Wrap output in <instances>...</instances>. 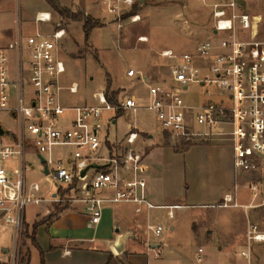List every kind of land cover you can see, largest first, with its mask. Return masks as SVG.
Here are the masks:
<instances>
[{"label":"built area","instance_id":"1","mask_svg":"<svg viewBox=\"0 0 264 264\" xmlns=\"http://www.w3.org/2000/svg\"><path fill=\"white\" fill-rule=\"evenodd\" d=\"M100 1L119 20L123 10L136 2ZM197 1L210 8L212 36L200 41L194 52L177 55L163 50L161 56L175 59L170 77L167 82L145 83L148 97L144 104L126 96L112 105L104 91L93 94V104H63L62 91L75 94L78 85L62 84L65 29L58 27L49 34L39 29V23L51 20L50 12L36 15L33 34H18L5 49L0 48V112H7L19 127L0 136V225L12 229L6 253L0 245V262L19 264L27 204L78 203L95 222L107 205L115 203L133 204L136 213L165 208L173 217L172 210L178 206H157L147 198L145 152L135 147L141 135L137 120L122 148L110 150L109 127L119 111L152 112L174 148L215 140L230 143L237 183L218 206L264 207V41L257 38L260 20L244 12L238 0ZM128 18L136 22L140 16ZM5 50L15 53L14 72L8 67ZM137 75L141 76L134 68L126 72L129 78ZM192 85L205 89V102H187L182 97V91ZM28 152L40 161L44 181L56 189L50 197L27 177ZM10 162L14 165L7 168ZM238 182L250 191V203L237 202ZM164 230L160 223H148L144 234L158 239ZM259 243H264V229L248 219L240 256L250 262L253 247ZM202 253L199 248L197 262H202Z\"/></svg>","mask_w":264,"mask_h":264},{"label":"rangeland","instance_id":"2","mask_svg":"<svg viewBox=\"0 0 264 264\" xmlns=\"http://www.w3.org/2000/svg\"><path fill=\"white\" fill-rule=\"evenodd\" d=\"M57 1L72 13L80 14V20L63 18L46 1L48 9L45 11L51 13V20L40 23L39 27L45 34L51 33L58 27L65 29L61 49L66 72L62 76V84L78 85L75 94L62 91V102L67 105L95 103L93 94L99 91L105 92L107 81H110L112 90H121L119 100L126 96H134L144 104L147 101V88L139 83L130 82L126 72L133 67L127 65H135L143 59L153 57L160 62V66L163 65L161 68H156L153 75L158 78H165L164 75L170 77V69L175 59L160 57L156 55V51L171 49L177 55L183 51L194 52L198 42L212 36L210 8L197 0H138L136 13L140 19L136 22H131L128 17L123 18L129 9L123 10L124 14L122 13L119 20L115 15L107 13L100 0ZM224 1L226 0H208L209 3ZM238 2L244 12L259 18L257 38L264 41V0H238ZM44 7L42 0H0V48H6L1 45L7 42L5 36L7 30L15 31L20 28L24 37L34 33V16L38 11H43ZM87 20L96 26L91 31L89 39L85 40L83 24ZM142 35L146 36L149 42H139L137 38ZM5 53L8 57V67L14 72L15 53L12 50H5ZM197 63H200V60H197ZM204 90L202 87L192 85L187 91H182L181 95L185 100L188 98L196 103L205 102L208 97ZM135 120L139 122L138 129L141 132L135 144L136 149L143 150L146 154L156 144L173 147L168 136L163 132L157 133L160 132V125L153 113L141 109L136 114L123 111L122 115L116 117V122L109 127L108 132V140L111 141L108 146L111 151L115 147L122 148L125 136L133 127ZM0 125L5 131L16 132L19 128L17 121L7 112H0ZM147 133L153 135L151 140L153 142L147 140ZM212 144L228 149L225 144L218 142ZM197 145L200 144L193 146ZM187 150H176L174 157L168 160L170 188L182 186L187 195L193 198L197 194H206L217 189L227 171L215 168L213 165L215 163L210 161L209 164L207 158L201 162L202 155L186 154ZM222 160L224 163L228 161L227 153H224ZM26 161L31 163L27 170L28 179L38 182L43 193L50 197L56 189L44 181L40 161L30 152L27 153ZM13 165L14 162L6 164L7 168H12ZM240 183L242 182H238L236 200L239 204H248L252 201V195ZM169 201L187 206L174 208L172 218L167 215V209H154L150 223L159 222L164 226L165 230L160 240L167 247H174L176 255L182 256L183 264H220L219 257H213V253L218 254L216 248L218 245L222 246V250L227 252L229 257L235 256L245 248L243 244L247 221L242 216L244 210L242 207L222 208L216 206V203H205L202 206L200 203H188L189 200L185 197L178 199L172 197ZM55 205V203L48 205V210L52 212ZM45 206V204H27L26 221L31 222L33 213L36 212L34 210H40ZM68 206L69 203H62L59 208ZM250 220L264 229V207L252 209ZM172 225L175 226L174 231L171 230ZM25 230L26 228L23 233ZM11 236V228L0 229V245H10ZM207 240H211L212 250L207 249L206 255L202 254V262H197V246L204 247ZM24 241L22 235L20 247ZM26 243L30 246L29 241ZM22 251L24 253L26 249L22 247ZM253 256L252 264H264V243L254 247ZM243 260L246 261L245 258ZM30 264H38L34 250Z\"/></svg>","mask_w":264,"mask_h":264},{"label":"crops","instance_id":"3","mask_svg":"<svg viewBox=\"0 0 264 264\" xmlns=\"http://www.w3.org/2000/svg\"><path fill=\"white\" fill-rule=\"evenodd\" d=\"M42 1L45 6L43 11H45L48 9V4L45 0ZM43 11H38L34 16V32L36 30L35 17L39 12ZM38 26L40 27V23ZM6 33L5 36L7 42H4L3 45H1L4 47H7L18 34H22V30L20 28L15 29V31L10 29L7 30ZM141 37L146 36L142 35L138 37L137 40L139 42H149L147 37V40L145 41L140 40ZM163 50L168 49L156 51V55L161 57L160 53ZM127 66L133 67L138 74H141V76L137 75L132 78L128 77L130 82H136L145 87V83L152 84L167 82L169 79V76L166 75H162L165 78H158L153 75L156 68L163 67V65L160 66V62L153 59V57L143 59L138 64ZM146 96L148 97V90ZM190 100L193 101L192 103H196L193 99H186L187 102H191ZM157 133H161V130ZM147 138L148 141L153 142L151 141L153 135L150 133H147ZM215 142L225 144L228 149L213 145L212 143ZM193 145L192 147H189L190 150L188 148L186 154L194 153L195 155H202L201 162L207 158L208 163L211 161L216 164H213L215 168L221 170L225 169L224 171H227L224 173L221 185L212 192H207L206 194L200 193L194 198L191 195H187L182 186L170 188V169L167 168V165L168 160L173 158L175 155L174 153L177 151L171 145L156 144L145 154L147 198L152 203L157 206L185 207L187 205L169 201L172 197L176 199L185 197L189 200L188 203L191 204L200 203V205L204 206L205 203H216V206H218L224 194L231 191L233 192V187L237 183V176L233 166V150L231 144L226 141L215 140L207 142L206 144L202 143L197 146ZM224 153H227L228 157V161L225 163L222 160ZM214 204H212V206ZM153 210L154 209H143L141 213H136L135 205L133 204H110L103 209L100 220L95 222L86 212L83 205L74 203L64 209L62 208L49 224L39 225L36 234L37 244L43 252L45 264H183L182 256L176 255L177 252L173 246L167 247L160 238L148 239L145 236L144 228L151 222L150 217ZM34 211L33 220L27 222L25 210V222L30 226L50 213L47 206ZM251 211L252 210L242 211V216L245 217L246 221L250 219ZM3 228L8 229L10 227L1 224L0 229ZM171 230H175L174 225L171 226ZM245 239L246 234L243 246H245ZM257 245L258 244L254 245V247ZM2 246L7 249L11 246V243L10 245ZM210 247L211 240H207L204 247L197 246L196 253H198L199 248H202V254L206 255V250L211 249ZM216 248L218 254L213 253V257H219L220 264H252V261L248 262L247 260H243L240 253L233 257H229L227 252L222 250L221 245H218ZM29 249L31 256L32 250L36 252L38 264H40L39 251L31 245L29 246ZM254 256H252V258Z\"/></svg>","mask_w":264,"mask_h":264},{"label":"trees","instance_id":"4","mask_svg":"<svg viewBox=\"0 0 264 264\" xmlns=\"http://www.w3.org/2000/svg\"><path fill=\"white\" fill-rule=\"evenodd\" d=\"M50 6L63 18L66 19H73V20H80V14H74L72 13L69 9L63 7L60 5V3L57 0H46ZM138 0H136L135 4L132 6L131 9L128 10V12H126V14L123 15L124 17H128L130 15H134L137 14V5H138ZM96 26V24H92L89 20L85 21L83 24V32H84V39L88 40L91 31L93 30V28ZM121 90H112L111 89V83L110 81H107V85H106V90H105V94L107 97V100L112 104V105H117L119 102V94H120ZM122 115V112L119 111L116 113V117ZM165 134V133H164ZM167 136V134H165ZM192 144H189L187 146H182L180 148H174L177 151H184L186 149H188ZM66 208V207H65ZM64 209V208H63ZM62 210V208H59V206L56 204L52 210V212H50V214H48L47 216H45L44 218H42L39 221H36L32 224V226H30L27 222H25V232L23 233L24 236V242H22V246L20 248V257H19V264H29L30 263V259H31V254H30V249L28 244L26 243V241H29V244L31 246H33L34 248H36L39 251V256H40V264H45L44 261V255L43 252L41 251V249L39 248L38 244H37V240H36V234H37V228L39 227V225L41 224H49L54 217H56V215ZM30 229V231H29ZM22 247L26 249V251L23 253L22 251ZM0 264H9L8 262H0Z\"/></svg>","mask_w":264,"mask_h":264},{"label":"water","instance_id":"5","mask_svg":"<svg viewBox=\"0 0 264 264\" xmlns=\"http://www.w3.org/2000/svg\"><path fill=\"white\" fill-rule=\"evenodd\" d=\"M5 130L2 128V126L0 125V136H2L4 134ZM45 172L47 173V170H45ZM85 172V170L82 172V174ZM4 252H7V249H4Z\"/></svg>","mask_w":264,"mask_h":264}]
</instances>
